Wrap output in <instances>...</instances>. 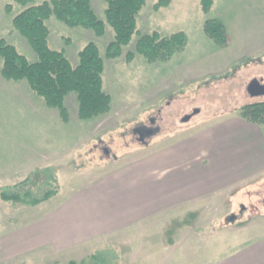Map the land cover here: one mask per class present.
Segmentation results:
<instances>
[{"label":"rangeland","instance_id":"1","mask_svg":"<svg viewBox=\"0 0 264 264\" xmlns=\"http://www.w3.org/2000/svg\"><path fill=\"white\" fill-rule=\"evenodd\" d=\"M48 1L34 0L33 5ZM158 2L147 0L137 19L138 33L115 59L105 56L114 38L108 24L106 34L97 37L54 18L48 22L50 47L65 51L74 66L79 52L89 43L98 46L105 62L103 88L112 99L105 115L79 119L77 96L71 94L66 99L70 121L65 123L26 83L0 77V233L26 226L63 202L74 187L84 186L120 163L198 138L212 129L231 128L239 133L242 130L230 125L243 121L239 110L264 102V95L248 93L252 81L264 82V0H212L207 13L203 0H170L156 10ZM92 5L99 19L106 22L104 0H92ZM23 10L16 0H0V39L34 62L36 54L13 27L14 18ZM211 20L225 26L227 46L205 33L206 22ZM154 32L161 36L184 33L186 47L167 61H148L139 54L128 60L126 55L136 53L141 37ZM187 116H191L190 121L183 122ZM260 128L258 136L241 134L239 138L235 132L240 150L225 160L224 182L244 180L196 200L195 211L188 215L186 211H169L162 216L172 218V226L166 229L169 232L163 236L162 252L155 264L216 263L249 250H257L256 261L264 264V172L247 179L248 173L264 165L260 158L264 129ZM260 139L263 143L257 146ZM17 184L21 185L13 192L42 197L58 190V198L37 208L3 200L1 194ZM232 216L234 223L228 222ZM90 252H95L94 258ZM74 259L79 264H118L120 255L103 245L84 247L80 253L43 256L35 262L22 258L5 264H70Z\"/></svg>","mask_w":264,"mask_h":264},{"label":"crops","instance_id":"2","mask_svg":"<svg viewBox=\"0 0 264 264\" xmlns=\"http://www.w3.org/2000/svg\"><path fill=\"white\" fill-rule=\"evenodd\" d=\"M230 125L241 133L231 128L212 129L198 138L120 163L117 168L97 174L84 186L74 187L48 213L28 221L24 227L0 233V264L22 258L35 262L43 256L80 253L84 247L95 249L103 245L120 255L118 264H155L162 252L163 236L169 232L166 229L172 226V218L163 219L164 214L186 211L188 215L195 211L196 200L244 180L224 182L225 160L240 150L236 133L239 138L241 134L258 136L261 128L244 120ZM227 130L231 133L227 134ZM259 142L257 146L263 143L262 139ZM260 158L264 159V154ZM263 166L248 173L247 179L264 172ZM255 251L204 264H258ZM90 254L94 258L95 252ZM71 262L78 263L76 259Z\"/></svg>","mask_w":264,"mask_h":264},{"label":"trees","instance_id":"3","mask_svg":"<svg viewBox=\"0 0 264 264\" xmlns=\"http://www.w3.org/2000/svg\"><path fill=\"white\" fill-rule=\"evenodd\" d=\"M16 1L24 10L14 18L13 27L28 41L37 60L30 61L17 47L9 44L6 39H0V77L8 82L26 83L29 90L42 98L48 108L59 112L65 123L70 121L66 99L71 94L77 96L79 119L91 120L107 114L112 99L103 88L105 62L98 46L89 43L79 52V62L74 66L65 51L50 47L52 31L48 22L54 18L66 27L91 31L97 37L106 34L108 24L114 31V38L107 45L105 56L107 59H115L123 55L124 48L138 33L137 19L147 0H104L106 22L99 19L92 0H51L39 5H33L34 0ZM169 3L170 0H159L154 8L158 10ZM211 4L212 0H203V11L209 12ZM205 33L217 44L228 45V34L220 21H207ZM186 44L184 33L161 36L154 32L143 35L137 44L136 53L130 52L126 58L131 60L139 54L148 61H167L183 50ZM239 112L242 120L264 128V102L245 105ZM21 184L8 187L1 194L2 199L33 208L50 201L59 193L58 190H52L42 197H33L31 193L12 191ZM228 222L234 223L235 217H229Z\"/></svg>","mask_w":264,"mask_h":264},{"label":"water","instance_id":"4","mask_svg":"<svg viewBox=\"0 0 264 264\" xmlns=\"http://www.w3.org/2000/svg\"><path fill=\"white\" fill-rule=\"evenodd\" d=\"M248 93L253 97L264 95V84H262V81L260 80L252 81L248 86ZM195 114H198V111H195ZM190 119L191 116H187L186 118L183 119V122H188L190 121Z\"/></svg>","mask_w":264,"mask_h":264},{"label":"flooded vegetation","instance_id":"5","mask_svg":"<svg viewBox=\"0 0 264 264\" xmlns=\"http://www.w3.org/2000/svg\"><path fill=\"white\" fill-rule=\"evenodd\" d=\"M262 83H264V82H262Z\"/></svg>","mask_w":264,"mask_h":264}]
</instances>
